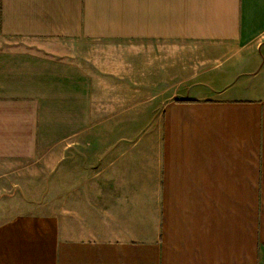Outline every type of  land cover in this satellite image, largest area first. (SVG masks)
Masks as SVG:
<instances>
[{"label": "crops", "instance_id": "1", "mask_svg": "<svg viewBox=\"0 0 264 264\" xmlns=\"http://www.w3.org/2000/svg\"><path fill=\"white\" fill-rule=\"evenodd\" d=\"M1 185L0 264H264V0H0Z\"/></svg>", "mask_w": 264, "mask_h": 264}, {"label": "rangeland", "instance_id": "2", "mask_svg": "<svg viewBox=\"0 0 264 264\" xmlns=\"http://www.w3.org/2000/svg\"><path fill=\"white\" fill-rule=\"evenodd\" d=\"M1 187H2V188H0V190H1L0 193H1V194H2V192H3L5 195H6V194L8 195V194L10 193V192H9L10 190L7 189V186L1 185ZM33 187H34V186H33ZM0 196H1V195H0ZM3 197H4V196H3ZM3 197H2V198H3ZM0 199H1V197H0ZM0 201H1V200H0ZM1 202H2V201H1ZM1 202H0V203H1ZM0 205H1V204H0Z\"/></svg>", "mask_w": 264, "mask_h": 264}]
</instances>
